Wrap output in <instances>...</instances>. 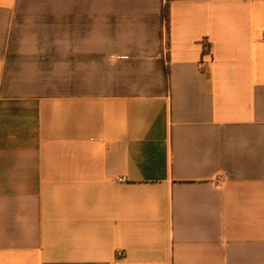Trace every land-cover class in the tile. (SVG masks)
<instances>
[{"label":"crops","instance_id":"0c3cea01","mask_svg":"<svg viewBox=\"0 0 264 264\" xmlns=\"http://www.w3.org/2000/svg\"><path fill=\"white\" fill-rule=\"evenodd\" d=\"M0 264H264V0H0Z\"/></svg>","mask_w":264,"mask_h":264},{"label":"trees","instance_id":"16d2710c","mask_svg":"<svg viewBox=\"0 0 264 264\" xmlns=\"http://www.w3.org/2000/svg\"><path fill=\"white\" fill-rule=\"evenodd\" d=\"M163 12H164L165 17L168 18V16H169V7H168V4H166L164 6ZM168 73H169V69L167 70V74Z\"/></svg>","mask_w":264,"mask_h":264},{"label":"built area","instance_id":"2783aa9c","mask_svg":"<svg viewBox=\"0 0 264 264\" xmlns=\"http://www.w3.org/2000/svg\"><path fill=\"white\" fill-rule=\"evenodd\" d=\"M121 255V254H120Z\"/></svg>","mask_w":264,"mask_h":264}]
</instances>
